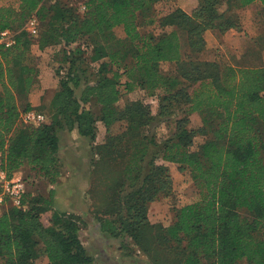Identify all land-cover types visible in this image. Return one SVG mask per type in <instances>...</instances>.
<instances>
[{
    "label": "trees",
    "instance_id": "obj_1",
    "mask_svg": "<svg viewBox=\"0 0 264 264\" xmlns=\"http://www.w3.org/2000/svg\"><path fill=\"white\" fill-rule=\"evenodd\" d=\"M45 1L14 0L0 6V34L6 29L17 34L14 47H0V158L7 178L28 167L57 184L60 132L77 130L95 142L102 124L109 153L116 152L115 139L133 147L125 167L130 184L143 172L138 190L122 203L113 201L108 210L95 212L103 232L112 237L127 234L145 254L154 248L150 239L162 251L174 242L183 255L180 264H264V67L238 68L201 58L207 31L240 30L239 11L255 2L264 7V0H200L190 14L178 9L161 18L159 27L170 30L158 38L142 36L138 21L154 24L151 12L160 0H86L81 15L72 7L48 6ZM32 17L40 23L37 40L25 30ZM118 27L129 47L108 52L101 39ZM183 34L188 54L183 53ZM84 40L90 43L86 49L81 47ZM34 44L61 47L56 71L60 89L51 102L50 122L26 126L21 115L34 108L28 104L20 111L16 93L20 84L26 91L32 87L35 69L27 61ZM126 56L130 62H124ZM162 63L177 64L180 77L162 74ZM82 87L78 98L76 91ZM137 89L157 99L159 117L187 108L203 118L197 131L186 127L187 119L179 120L176 139L161 150L162 160L190 170L201 191V199L182 207L169 228L148 219L150 205L170 196L173 183L168 167L155 164V159L142 166L154 146L148 135L155 117L143 100L122 104ZM160 90L164 95L159 97ZM118 123L125 130L112 136ZM197 134L205 140L199 150L191 151ZM48 197L27 193L21 207L0 214V260L93 264L80 240L79 222L56 211L52 194ZM245 213H252L253 220ZM41 244L44 256L36 258Z\"/></svg>",
    "mask_w": 264,
    "mask_h": 264
},
{
    "label": "rangeland",
    "instance_id": "obj_2",
    "mask_svg": "<svg viewBox=\"0 0 264 264\" xmlns=\"http://www.w3.org/2000/svg\"><path fill=\"white\" fill-rule=\"evenodd\" d=\"M84 1L86 0H46L45 4L48 6L65 5L68 8L72 7L81 15V7ZM199 1L160 0L151 12L154 24L148 25L140 18L138 31L142 36L152 35L158 38L166 30H170L169 28L163 30L159 27L158 22L161 18L178 9L190 14L197 7ZM13 2L14 0H0V6H8ZM238 14L242 24L240 30L235 31H237L236 35L243 39L237 49V51H241V55L237 54V57H231V60L236 59V61L244 63L245 57L260 56L264 58V8L248 7L240 10ZM210 31H213L217 38L220 35L216 34L217 31L215 30ZM40 32L41 29H39L37 36L32 37L37 40ZM206 33V42L207 40L209 41L207 43L209 45L207 52H210L209 54L206 53V55H213L214 60L231 65L228 56L230 57V52L232 51H228V49L230 50V46L233 45L219 41L220 44L217 46ZM124 39V31L121 27H118L102 37L101 41L104 46H108V52H115L124 46L129 47V44ZM87 43L90 44L86 40L82 41L81 47L86 49ZM182 45L183 53L188 54L185 34L182 35ZM60 50L61 47L55 45L49 47L38 44L32 45L27 64L35 69L33 84L30 90L27 91L24 89V85L20 84L16 93L17 101H20V99L24 100V107L28 104L31 105L27 102V99L30 94L35 93L40 99V105L33 108L43 113L49 122L52 115L51 102L60 89V76L56 72L58 66H60ZM88 52L90 53L91 51L89 50ZM240 56L241 59L239 58ZM124 62H130V59L126 56ZM64 67L67 66L64 65ZM160 70L162 74L168 77H180L179 67L175 63H162ZM62 73H66V70L63 69ZM16 74L19 77L21 76L19 70H16ZM82 89L83 87L76 91L78 98L81 96ZM191 91L192 88H190ZM156 94L160 97L164 95V92L160 90ZM128 100H143L145 104L150 105L155 117L148 135L154 141V146H150L148 157L142 166L155 159V164L168 167L172 177L173 192L170 196L155 201L150 205L148 219L152 224L169 228L174 224L177 213L182 207L198 202L201 199V191L198 183L193 180L190 170L182 168L180 164L162 160L161 150H163L167 142L176 139V123L179 120L187 119L186 127L197 131L203 126V118L201 114L189 112L187 108L178 114L159 117L157 99L148 97L146 92L140 89L125 96L122 104L124 105ZM96 111H98V108H96ZM124 130L125 125L118 123L111 129V134L112 136H118ZM72 132H60L61 148L58 156L61 173L57 184L51 185L46 178L26 167L17 173L19 178L25 183L23 197L27 193H31L49 198L48 196L52 194L53 208L79 222L80 240L88 254L92 256L93 264H180L183 255H181L180 249L176 247L174 242H171L168 248L162 251V249H158V243L150 239L154 248L151 254H145L139 250L132 238L127 234L120 233L118 237H112L101 230L95 212L97 210H108L113 201L118 200V204L122 203L129 195L138 190L142 186L143 172L141 173V178L131 185L125 176V167L132 154L133 147H125L124 143L115 139L112 142L115 145L116 152L114 154L109 153L107 151V148H109L107 146L108 136L102 124H98L95 142L90 141L89 138L71 135ZM204 140V136L197 134L194 137V145L191 147V151L199 150ZM97 149L100 152L102 151L101 154L97 153ZM12 206L14 204L11 198L4 197L3 202H0V214ZM244 216L249 221L254 218L252 213H245ZM49 217L50 214H46L44 220L47 222ZM35 256L36 258L44 256V246L42 244L36 248ZM4 262V260H0V264H4ZM202 264H208V262L203 261ZM236 264L250 263L246 260H240Z\"/></svg>",
    "mask_w": 264,
    "mask_h": 264
},
{
    "label": "built area",
    "instance_id": "obj_3",
    "mask_svg": "<svg viewBox=\"0 0 264 264\" xmlns=\"http://www.w3.org/2000/svg\"><path fill=\"white\" fill-rule=\"evenodd\" d=\"M81 11H85V7H81ZM25 30L31 36H37L39 34V21L36 17H32L26 27ZM16 32L10 29L4 30L0 34V47H4L6 49L12 48L16 44ZM21 122L26 126H38L48 122L47 117L36 110H29L21 115ZM0 186L2 188V192L0 193V202H3L4 197H10L15 207H21L23 195L25 193V183L21 178H13L9 180L7 178L6 172L3 169V163L0 158Z\"/></svg>",
    "mask_w": 264,
    "mask_h": 264
},
{
    "label": "crops",
    "instance_id": "obj_4",
    "mask_svg": "<svg viewBox=\"0 0 264 264\" xmlns=\"http://www.w3.org/2000/svg\"><path fill=\"white\" fill-rule=\"evenodd\" d=\"M250 7H261V8H264L262 6V4L260 2H255L253 3L252 5H250ZM216 34H220L218 36V38L213 34V31H208L206 33V35H209V37H211V40H213V42L215 43V45L219 46L220 42L219 41H223L224 43L225 42H228L230 45H233V46H230V50L228 49V51H232L230 52V57L228 56V58L230 59L231 61V65L234 66V67H238V68H260V67H264V58L263 57H260V56H250V57H245L243 62H240V61H236V59H234L233 61L231 60V57H237V54L241 55V51H237V49L240 47V41H242L243 39L242 38H239L237 34V31L235 30H230L224 34L222 33H219L218 31L216 32ZM236 35V36H235ZM238 36V37H237ZM227 38V40L225 41V39ZM209 41L207 40V43ZM236 48V49H234ZM206 51L202 54L201 58L205 61H214V56L213 55H210V56H207L206 53H210V52H207L209 50V45L207 44L206 46ZM241 59V56L239 57ZM27 102L31 104L32 107H38L40 105V99H38V96L34 93V94H30V96L28 97L27 99ZM18 107H19V110L21 111L22 108L24 107V100L20 99V101L18 100ZM69 133V132H68ZM71 135H78L79 137L83 138L82 136H80L78 134V131L75 130L72 132ZM14 178H19V175L16 173L14 175Z\"/></svg>",
    "mask_w": 264,
    "mask_h": 264
}]
</instances>
